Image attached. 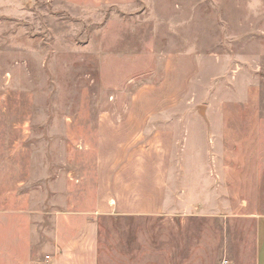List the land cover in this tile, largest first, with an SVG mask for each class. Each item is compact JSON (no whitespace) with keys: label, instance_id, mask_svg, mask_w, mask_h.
Here are the masks:
<instances>
[{"label":"rangeland","instance_id":"374dc122","mask_svg":"<svg viewBox=\"0 0 264 264\" xmlns=\"http://www.w3.org/2000/svg\"><path fill=\"white\" fill-rule=\"evenodd\" d=\"M264 0H0V264H256Z\"/></svg>","mask_w":264,"mask_h":264},{"label":"crops","instance_id":"0c3cea01","mask_svg":"<svg viewBox=\"0 0 264 264\" xmlns=\"http://www.w3.org/2000/svg\"><path fill=\"white\" fill-rule=\"evenodd\" d=\"M256 264H264V217L258 219V250Z\"/></svg>","mask_w":264,"mask_h":264}]
</instances>
